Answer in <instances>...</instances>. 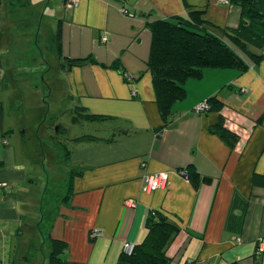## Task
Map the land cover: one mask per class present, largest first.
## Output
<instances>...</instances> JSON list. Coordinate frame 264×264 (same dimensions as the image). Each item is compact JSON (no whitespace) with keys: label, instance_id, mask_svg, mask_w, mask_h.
I'll return each instance as SVG.
<instances>
[{"label":"crops","instance_id":"0c3cea01","mask_svg":"<svg viewBox=\"0 0 264 264\" xmlns=\"http://www.w3.org/2000/svg\"><path fill=\"white\" fill-rule=\"evenodd\" d=\"M69 1L57 5L61 42L54 36L49 48L60 69L52 72L48 89L76 115L108 117L93 120L107 133L72 138L69 158L60 163L59 146L55 158L45 157L53 146H45L38 132L15 134L9 127L11 113L26 108L27 91L37 86L43 92L47 60L29 63L31 44L23 43L36 38L39 12L30 15L36 2L0 0V264H38L30 256L43 246L37 244L44 225L52 238L67 243L68 261L117 264L124 242L138 244L146 237L151 211L177 228L164 247L167 264H264V48L249 47L262 57L255 64L241 56L248 64L244 70L204 68L201 77L188 78L186 96L173 103L166 123L146 65L148 22L203 9L205 19L231 29L241 18L240 7L226 1L227 12L217 17L209 9L214 0ZM89 55L96 63L63 67L65 57ZM115 61L118 68L110 67ZM39 71L40 85H34ZM211 96L220 110L195 113ZM219 114L235 134L233 146L210 131ZM61 165L65 175L83 168L67 198ZM188 166L208 181L193 187L182 173ZM160 171L168 172L167 185L144 193L142 177ZM53 182H64L62 192L51 191ZM127 199L136 206L126 207Z\"/></svg>","mask_w":264,"mask_h":264},{"label":"trees","instance_id":"16d2710c","mask_svg":"<svg viewBox=\"0 0 264 264\" xmlns=\"http://www.w3.org/2000/svg\"><path fill=\"white\" fill-rule=\"evenodd\" d=\"M228 3L240 7L241 18L235 28L228 29L213 24L203 17L205 10L190 9L188 16L175 15L167 19H156L146 25L151 32V44L149 56L146 62L147 69L151 73L155 100L158 104L161 118L164 123L171 119L172 105L175 101L182 100L186 96L184 82L190 77H201L204 68H237L244 70L248 64L239 56L237 50L242 52L253 63L261 60V53H253L249 47L264 48V0H226ZM213 29H219L220 35L213 33ZM55 40L60 46L61 26L57 28ZM249 45V47H248ZM94 62L91 56L79 58H64V68L74 65ZM112 68H118V61L111 64ZM125 77V76H124ZM126 78V77H125ZM209 111H219L221 103L215 96L206 99ZM84 111V110H83ZM83 120L107 119L99 115L89 114L85 111L81 114ZM79 117H74L78 120ZM224 119L219 114V120L210 131L221 137L229 146H233L236 137L223 125ZM75 140L95 139L89 134L77 136ZM61 145H65V150ZM57 150L60 153V163L67 161L70 150L66 144H59ZM83 168H73L67 172L64 184L67 198L71 191L74 177L81 175ZM186 173L193 187L198 182L208 181L188 166ZM147 228L146 237L142 242L133 245L130 254L121 252L117 264H167L164 247L177 228L158 211H151L145 222ZM50 226L40 228L43 244L49 245V253L46 256V264H77L66 259L68 245L64 240L52 238L49 232Z\"/></svg>","mask_w":264,"mask_h":264},{"label":"rangeland","instance_id":"374dc122","mask_svg":"<svg viewBox=\"0 0 264 264\" xmlns=\"http://www.w3.org/2000/svg\"><path fill=\"white\" fill-rule=\"evenodd\" d=\"M29 1L36 2V6L34 7L35 10H33L30 15L35 16V14L39 12L37 15V24L34 29V35L36 34V38H34L33 36V38L31 39L29 38L25 40L22 35L21 37L24 40L23 43H25L26 45L31 44L30 50L27 52L29 63H34L36 61L39 62L41 56L47 60V65L45 66L46 69L43 74L45 77L48 76V79L46 83V80L43 81V92H41L40 88H37V86H34L32 90L27 91V105L25 106L26 108L15 110L11 113L9 119V127L12 128L15 134H21L24 130L26 134H35L38 132L39 137L41 139L44 138L43 141L45 146H53V150L50 151V154H48V156L47 154H44L45 157L52 156L53 158H55L54 155L57 153V151L54 147L59 146V144H66L70 147L72 145L71 139L74 137L82 136L85 134L100 135L107 132L102 129V126L104 125L101 126V123L83 120L84 117L80 113L76 115V112L72 110L71 105L62 101L61 96L57 92L48 89V86H51L52 84V72H57V69H60V66H58V56L56 52L50 50L51 47L49 48V45L52 44L53 37L56 35L57 17L59 15L58 11L60 12V10H57V5L61 0H44L43 2H40L39 0H28V2ZM213 2H215V5L216 3L219 5H216L215 7ZM218 6H224V11ZM44 7L46 8L45 11L43 10ZM209 9L211 10V13H213L217 17L224 16V14L227 12V4L226 2L224 3L221 0H214L211 1ZM218 25L221 27L223 24L219 23ZM15 32L18 33L20 32V30H17ZM213 33H215L216 35H220V30L213 29ZM18 37H20L19 34ZM23 46L25 48V45ZM237 51L240 57H246V55H244L242 52H240L239 50ZM37 74H39V77L33 79L34 85H36V83H38L37 85H40L41 82L42 73L39 71L37 72ZM209 108L206 112H209ZM74 115L79 117L78 122L74 120ZM61 146L62 149L65 150V145ZM46 161L48 162V158H46ZM62 167L63 165H61V168H59L60 175L63 177V179H65V172L67 168ZM64 167H66V165H64ZM63 183L60 184L53 182L49 184V188L51 189V191L54 190L55 192L56 190L57 193H60ZM54 199L55 194L50 198V200L53 202ZM38 236L40 243L38 242L37 245L43 246H41L42 248H40V246L35 247L36 251L33 250L30 257H32L33 259L31 262H37L38 264H41L43 255L46 254L47 256L48 247L46 246V243L42 244L41 235L38 234Z\"/></svg>","mask_w":264,"mask_h":264},{"label":"built area","instance_id":"2783aa9c","mask_svg":"<svg viewBox=\"0 0 264 264\" xmlns=\"http://www.w3.org/2000/svg\"><path fill=\"white\" fill-rule=\"evenodd\" d=\"M226 2V0H224ZM75 0H70L69 5L74 4ZM123 14L126 15H130L127 9H121ZM103 40H105V37L102 38ZM209 106L208 103L206 102V100H203L201 102H199L195 108H194V112L197 114H204L207 110H208ZM6 140H4L5 142ZM183 175H186V171L184 170ZM168 183V172L166 171H160L157 173H153V174H145L142 177V181H141V190L144 193H150L156 189H160L163 188L167 185ZM124 205L128 208H133L136 206V201L134 199H127L124 202ZM95 233V232H94ZM133 243L130 242H124L123 243V252L130 254L132 249H133Z\"/></svg>","mask_w":264,"mask_h":264}]
</instances>
